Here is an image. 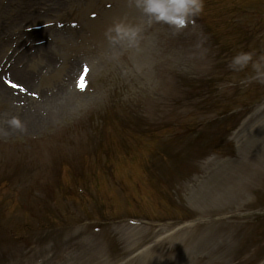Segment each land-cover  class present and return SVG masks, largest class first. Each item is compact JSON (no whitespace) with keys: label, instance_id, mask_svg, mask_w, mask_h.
Here are the masks:
<instances>
[{"label":"rangeland","instance_id":"374dc122","mask_svg":"<svg viewBox=\"0 0 264 264\" xmlns=\"http://www.w3.org/2000/svg\"><path fill=\"white\" fill-rule=\"evenodd\" d=\"M198 16L174 32L134 0H0V264H264V0ZM116 19L134 46L105 38ZM42 45L49 62L25 57ZM180 123L198 130L168 137Z\"/></svg>","mask_w":264,"mask_h":264},{"label":"clouds","instance_id":"9594fccd","mask_svg":"<svg viewBox=\"0 0 264 264\" xmlns=\"http://www.w3.org/2000/svg\"><path fill=\"white\" fill-rule=\"evenodd\" d=\"M137 8L146 15L148 21L163 22L170 26L173 31H179L192 17L199 14L203 8V0H134ZM140 27L126 22L124 19L114 20L104 32L105 38L110 42H126L134 46L140 32ZM251 60V53L241 52L235 54L228 63L233 70L244 68ZM255 65V62H253ZM258 82L264 83V74L257 72ZM8 124L13 128L22 129V122L18 117H11Z\"/></svg>","mask_w":264,"mask_h":264},{"label":"bare ground","instance_id":"6f19581e","mask_svg":"<svg viewBox=\"0 0 264 264\" xmlns=\"http://www.w3.org/2000/svg\"><path fill=\"white\" fill-rule=\"evenodd\" d=\"M23 13H25V12H24V11L20 12V14H23ZM12 21H13V18H8V17L6 16V19H5V21H4V23H5L4 25L7 26V23L12 22ZM6 22H7V23H6ZM29 35L32 36L33 34H29ZM16 42H17V45H16L14 51H15L16 48L19 46L18 44H20V39H17ZM11 43H12V41H11L10 38H8V39H4V38H1V37H0V50H1L3 47H5V46L8 47ZM7 47H6V48H7ZM46 47H47L46 45H42V46L36 47L35 52H33L32 54H30L29 56H27V54H26L25 57H26L28 60L31 61L34 57L43 56L44 60H45L46 62H49L50 58H49V56L46 54V52H45V50H44ZM5 50H6V49H5ZM5 50H4V52H5ZM1 56H2V55H1ZM0 58H1V57H0ZM14 62H15V60H14ZM13 66H14V65L11 64V66L9 67V69L12 70V68H13V73H14V75L16 76V79H19V80H20V81L18 82V84H17V88H16L17 94L14 95V96L17 97V98H20V97H21V93H22V94H25L26 91H28L29 86H30V85L32 86V84L30 83L28 77H22V76H21L22 73L25 74V71H26V69L24 68L25 66H22L21 69H17V68H15V67H13ZM24 89H26V90H24ZM4 92H6V90H1V91H0V95L3 94ZM65 95H66V93H65ZM49 99H50V96H45L42 105L47 104V103L49 102ZM22 123H23V124H22L23 127L28 126L27 121H23ZM30 123H31V121H30Z\"/></svg>","mask_w":264,"mask_h":264},{"label":"snow or ice","instance_id":"6c2138e0","mask_svg":"<svg viewBox=\"0 0 264 264\" xmlns=\"http://www.w3.org/2000/svg\"><path fill=\"white\" fill-rule=\"evenodd\" d=\"M86 70V69H85ZM84 86V84H83V81H81V83H80V87H83Z\"/></svg>","mask_w":264,"mask_h":264}]
</instances>
